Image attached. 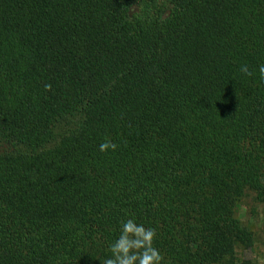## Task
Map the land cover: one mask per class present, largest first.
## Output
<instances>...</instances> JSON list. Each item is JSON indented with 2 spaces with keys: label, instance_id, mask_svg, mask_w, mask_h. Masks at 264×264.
Returning <instances> with one entry per match:
<instances>
[{
  "label": "trees",
  "instance_id": "trees-1",
  "mask_svg": "<svg viewBox=\"0 0 264 264\" xmlns=\"http://www.w3.org/2000/svg\"><path fill=\"white\" fill-rule=\"evenodd\" d=\"M261 64L264 0H0V264H102L129 218L162 264H237Z\"/></svg>",
  "mask_w": 264,
  "mask_h": 264
},
{
  "label": "clouds",
  "instance_id": "clouds-1",
  "mask_svg": "<svg viewBox=\"0 0 264 264\" xmlns=\"http://www.w3.org/2000/svg\"><path fill=\"white\" fill-rule=\"evenodd\" d=\"M261 81H264V64L259 66ZM242 74L252 76L249 67L241 65ZM46 90H51V85H45ZM117 145L110 138L99 145L101 152L109 149L115 151ZM157 232L155 228H146L143 224H137L134 219L129 218L121 223L119 237L110 244L111 258L103 260L102 264H162L164 257L154 247V240Z\"/></svg>",
  "mask_w": 264,
  "mask_h": 264
},
{
  "label": "rangeland",
  "instance_id": "rangeland-1",
  "mask_svg": "<svg viewBox=\"0 0 264 264\" xmlns=\"http://www.w3.org/2000/svg\"><path fill=\"white\" fill-rule=\"evenodd\" d=\"M262 204L256 203L251 195L245 197L237 209L239 219L255 233V243L247 249L238 251V263L264 264V220L261 214Z\"/></svg>",
  "mask_w": 264,
  "mask_h": 264
}]
</instances>
